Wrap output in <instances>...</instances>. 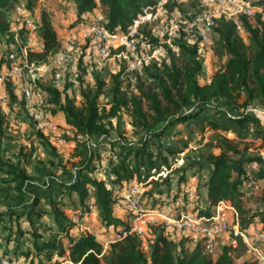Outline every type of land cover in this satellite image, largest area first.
<instances>
[{
  "label": "trees",
  "instance_id": "trees-1",
  "mask_svg": "<svg viewBox=\"0 0 264 264\" xmlns=\"http://www.w3.org/2000/svg\"><path fill=\"white\" fill-rule=\"evenodd\" d=\"M55 1H66L73 11L74 22L70 29L93 18L98 11L99 23L114 36L126 35L132 22L145 11L156 8L161 0ZM48 2L0 0V43L6 48L5 55L0 57V66L6 65L5 57L9 53L20 54L15 40L21 42L29 61L33 62H44L49 54L58 50L57 28L51 22L52 13L45 9L46 5L49 8ZM256 5L264 8V0ZM19 7L30 17L34 34L40 39L38 45H26L27 29L19 19L13 22L10 18L9 12ZM63 14L66 13L63 11ZM147 36L165 57L143 63L132 72L133 81L127 80L124 84L127 75L124 74L125 62H122L120 72L108 75L110 84L102 78L103 70H95L90 73L92 83L84 82L83 76L77 79L74 94L68 93L70 85L64 80L58 88L49 85L43 89L49 96L47 115L63 117L64 126L75 136L109 137L112 120L127 116L131 136L136 140L121 143L116 161H110L107 173H103L104 179L95 175L90 156L83 163H72L71 179H56L49 184L48 187L56 191L54 195H46V203H40L43 195H30V188L36 186L34 178L19 162L9 163L7 184L12 186L15 195L5 193V198L30 197V202L16 205L10 212H0V224L8 232L7 243L16 228L18 236H28L30 249L20 251L15 247L11 253L5 249L0 251V258H6L10 264L18 258L29 259V264L36 259L37 264H41L40 258L44 264L65 260L70 264H236L244 253L246 245L232 227L227 233L235 246L230 243L217 246L214 257L204 254L202 239L189 235L178 237L174 229L165 224L148 225L144 236L130 233L118 239L121 233L129 231L133 214L128 204L121 203L114 193H122L132 185L136 186L134 196L143 207V201L160 199L164 201L162 208L170 207L173 218L188 213L194 217H210L214 207L222 201L235 211L237 219L231 221V226L237 222L241 232L257 217L264 229V160L251 153V146L245 141L248 134L239 137L243 146L225 136H214L205 146L217 148V155L208 151L200 161H185L183 166L174 165L170 157L186 149L189 140L162 143L168 134L180 135L181 131L175 130L177 126L191 124L204 110L217 109L220 101L233 103L242 110L240 116L230 119L239 125L249 123L252 139L263 138L264 129L249 110L253 107L264 110V15L213 18L209 49L218 65L207 83L200 81L204 63L199 54L202 47L199 41L189 43L183 34L171 42L166 41L167 37L161 39L150 32ZM1 88L5 89L10 104L23 106L10 82H3ZM101 98L104 103L100 102ZM1 123L0 119V135ZM208 128L215 130L217 125L209 122ZM35 134L44 138L41 132ZM163 171H167L164 176ZM196 177L195 183L189 182ZM249 182L261 184L260 206L254 211L243 198ZM203 189L205 198L201 200ZM150 209H155V205ZM91 212L104 229L102 234L112 238L106 250L93 234L75 230L71 218L81 220ZM44 216L49 223L40 221ZM23 218L29 225L25 232L19 223Z\"/></svg>",
  "mask_w": 264,
  "mask_h": 264
},
{
  "label": "rangeland",
  "instance_id": "rangeland-1",
  "mask_svg": "<svg viewBox=\"0 0 264 264\" xmlns=\"http://www.w3.org/2000/svg\"><path fill=\"white\" fill-rule=\"evenodd\" d=\"M48 5L50 12L52 13L51 22L55 29L57 28L60 46L56 52L49 54L46 60H44L42 68L44 70L42 73L46 76L47 81L46 84L40 83L36 85L38 91H42L45 87L50 85L51 78L54 73L59 70V66L56 65L55 61L56 58L60 56L65 57V60L68 61L60 67L64 69V82L68 85H70L71 80H77L80 76L84 77V82L92 83L90 73L95 70H103L102 78L107 84H110L108 75L120 72L122 62H125L124 68L126 71L124 74L127 75V78L124 79V84H126L127 80L131 82L133 81L132 72L140 69L143 63H149L152 60L160 61L165 57V54L159 47L155 48L150 37L147 36L148 32H150L152 36H162L161 39L167 37V42H171L173 39L178 38L183 34L185 40L192 43L193 40L190 38L189 31L190 28H192V22L195 17L206 14L216 18L222 11L229 8V5L224 2V0H161L158 2L156 8L150 11H145L144 15L138 18L141 19L143 17V20L136 28V35L134 34L136 38L129 37L126 34L124 36L127 38L121 40V34L115 35L117 38H113L108 43L110 59L97 65L92 57V39L89 37H83L76 31L69 33L74 19L73 11L68 8L69 6L66 1L61 2L49 0ZM47 7L48 6L46 5V8ZM63 11L66 14H63ZM9 15L13 22L17 19H19L20 22L21 15L18 14L15 9L11 10ZM96 16L101 19L100 13L96 11V15L91 19L89 18L88 21H85L84 23L90 22L95 19ZM33 38L35 44L37 42V35L34 34ZM15 43L21 53V42L15 40ZM210 43L209 40L208 43L203 44L199 52L200 57L203 59L204 67L208 71H210L213 65L215 66V64H218L216 57L211 56V50L209 49ZM5 49L4 44L0 43V56L5 55ZM25 74L28 80L30 78V73L25 71ZM12 88L20 101L18 85H12ZM71 91L73 90L70 89V93ZM100 102L104 103L105 100L101 98ZM219 103L217 106H219ZM0 119L2 122V134L0 135V193H2L0 196V212H10V209L14 206L30 202V197L20 198L19 196H14L11 200L5 198V193H8L9 195L13 194L12 186L7 184L9 177L6 174V171L9 163L15 164L19 162L21 167L34 178L36 186L30 188V195H43L40 203H46V195H54L56 191L54 188L50 189L48 187L49 184L54 183L56 179L61 181L71 179V173L73 172V167L71 166L72 163H83L86 158L90 156L93 160L92 165L96 169L95 175L100 179H104L103 173H107L110 161H116V155L121 150V143H131V141L136 140V138L131 136L127 116H123L122 120H112L113 129L110 131L109 137H95L90 139L75 136L69 128L64 126L62 117L59 116L53 120L55 132H44V138H39V136L35 134L36 130L34 129L29 112L23 106L19 107V105L10 104L7 93L5 89L2 88L0 95ZM186 125L187 124L179 125L178 128H175V130L179 129L181 131L179 136L172 137L168 134L166 135V138L162 140V143L165 145L182 138L189 140V145L186 149L178 155L170 157V161L177 166L185 165V161H200L203 154L208 151L214 153L216 150L214 147L205 146L214 138V134L210 128L203 127L201 130L194 131L192 124L188 126ZM249 138L251 139V137ZM249 138H247L246 143L249 145L252 144V147L250 148L251 153H258V147H254V141H250ZM235 142L241 143V146H243L242 143H244L239 140ZM152 150L155 153V147H152ZM172 172H174V170H172ZM166 173L167 171H163L162 175L164 176ZM196 181L197 177L189 179V182L195 183ZM129 191L130 187L128 190L122 191V193L118 192L115 196L122 200L121 203H128L123 196H126ZM65 202H67L66 199ZM163 203L164 201H161L160 199L153 202L143 201L146 212L151 211V206L155 205V209L153 210L158 212V215L163 214L165 208H162ZM188 209L191 210V207ZM188 215L192 216L191 213H188ZM90 216L91 214L87 217ZM133 217L130 219V225H136V233L143 236L148 225L152 223H164V219L160 216H157L158 218L154 217L157 220L153 219L151 221H148L147 218L134 221ZM73 219L75 221L74 223H77L76 219ZM92 219L96 218L93 217V215L89 219L82 218L83 221L87 222ZM40 221L49 223L46 216L42 217ZM19 223L22 231L25 232L29 229V225L25 218L21 219ZM1 226L2 225L0 224V251L6 249L11 253L15 247H18L20 251L30 249L28 236H18L16 228H13V231L10 234L12 239L7 243L5 238L8 236V232L4 231ZM168 227L174 229L175 235L178 237L181 235H187L184 231L179 230L170 224ZM231 227V219H229V228ZM76 229H79V227ZM38 231L43 235H48V233L43 232L40 229H38ZM222 235L217 239L218 247L220 246L219 243ZM110 242L112 241L110 240ZM102 244L104 247L105 242H102ZM107 247L108 246H105L104 249L106 250ZM10 255L9 257H11ZM19 261L23 264L30 263L29 259L25 260L23 258H18L12 264L19 263ZM36 261L37 259L33 264H37ZM40 261L41 264H44L42 258H40ZM239 261L240 260L237 259L236 264H241V261ZM63 262L64 261H60L59 263ZM0 264L10 263L6 258H0Z\"/></svg>",
  "mask_w": 264,
  "mask_h": 264
},
{
  "label": "built area",
  "instance_id": "built-area-1",
  "mask_svg": "<svg viewBox=\"0 0 264 264\" xmlns=\"http://www.w3.org/2000/svg\"><path fill=\"white\" fill-rule=\"evenodd\" d=\"M42 3V0H39ZM261 0H224L229 5L225 11H222L220 15H224L227 18L235 19L237 16L253 17L256 13L264 15V8L256 5ZM44 5L41 4V7ZM16 12H20L21 19L20 24L23 25L28 33L26 38V45H34L33 27L30 17L24 12L21 7L15 9ZM141 19H136L132 22L131 26L127 30V35L132 38H136V28L142 22ZM100 17L96 16L95 19L90 22H81L76 27V32L83 37H89L93 41L92 57L97 65L110 59V51L108 43L117 36L109 35L105 28L99 23ZM213 25V17L203 14L202 16L195 17L192 22V28H190L189 35L193 41H199L201 45L209 42V34ZM236 27L239 30L240 26L236 23ZM16 30V29H15ZM135 34V35H134ZM156 36V35H154ZM156 37L162 38L158 35ZM127 37L122 35V39ZM1 57V56H0ZM67 58V57H66ZM6 65L0 66V95L1 84L5 81L11 83V85H18L20 101L23 103V107L29 112L31 120L33 122L34 129L37 132H55V125L53 120L47 115L46 108L48 107V94L42 90L36 89L37 84H46V76L42 73L44 69V62L29 61L27 51L22 48L20 54L9 53L6 57ZM65 57H57L56 65L59 66L53 77L51 78L50 85L53 87H60L64 80V69L60 68L61 65L67 63ZM25 71L30 73V78L27 80ZM70 89L75 91L77 89V80L73 79L70 82ZM247 141V139H245ZM103 179V178H102ZM258 190L256 183L249 182L248 190L244 193L243 198L247 200L254 195ZM137 193L135 185L130 186V191L126 196H123L127 200V204L130 207L134 216V221L147 218L148 221L157 220V216L164 219L166 226L169 224L184 231L187 235L194 238L202 239L203 252L209 257H214L217 249V239L227 232L229 228V219L231 216H235V211L226 203L220 201L214 207V213L210 217H194L188 214H181L178 218H173L170 215V207L164 208L163 214L158 215V212L154 210L146 212L142 203L134 196ZM118 194V192H115ZM155 217V218H154ZM75 222V221H74ZM155 224V223H152ZM234 234H238L243 243L250 247L253 251H258L259 245L264 241V229L255 232L247 239L242 231L240 232L236 228H232ZM136 233V225H130V229L127 232L121 233L118 239L122 238L126 234ZM138 234V233H137ZM261 262L264 264V252L259 254ZM65 263V262H63ZM59 263V264H63ZM23 264V263H16Z\"/></svg>",
  "mask_w": 264,
  "mask_h": 264
},
{
  "label": "crops",
  "instance_id": "crops-1",
  "mask_svg": "<svg viewBox=\"0 0 264 264\" xmlns=\"http://www.w3.org/2000/svg\"><path fill=\"white\" fill-rule=\"evenodd\" d=\"M16 11V10H15ZM46 11L49 12L50 9L46 8ZM18 14H20V12L17 11ZM71 33L72 31H76V28L69 30ZM121 40L122 39V35H121ZM40 42V39L37 38V42L35 43V45H38ZM211 56L212 52H211ZM218 64H215V66L213 65L212 68L210 69V71H208L207 69H205L204 64H203V73L200 76V81L201 82H208L210 76L212 75V73L216 70ZM75 91H71L70 93V87L68 89V93L69 94H74ZM222 109V111H221ZM226 109V110H225ZM242 110H240L239 108H237L233 103L227 102V101H220L219 106H217V109H208V110H204L203 112H201L198 117L196 119L193 120L192 127L193 130H199V127H205L208 128V124L209 122H215V124L217 125V129L215 130H211L214 134V136L217 135H221V136H225L233 141H237L239 140V137L243 134H248V138L250 137V133H251V125L249 123H244V124H237L234 123V121H232V119L235 116H240L242 114ZM249 113L252 114L254 117H256L262 128L264 129V110L253 107L249 110ZM237 114V115H236ZM55 116V117H51L52 120H54L55 118L59 117ZM62 121H63V117H62ZM64 124V122H63ZM188 125H190V123H186ZM198 127V128H197ZM178 128V126L176 127ZM178 131H180L179 129H176ZM250 139V138H249ZM254 141L253 145L254 147H258V153H256L257 155L261 156L264 160V136L262 139H250V141ZM252 147V144L250 145ZM216 150L214 151L213 154L217 155L219 153V150L217 148H215ZM255 168V167H253ZM192 179V178H191ZM258 186V190L257 192L252 195L250 198H248L246 201L248 202V206L254 211L257 208H259L260 206V186L261 184H257ZM249 186V185H248ZM189 192L192 190L191 187H189ZM191 193V192H190ZM205 198V189L202 190V198L204 200ZM90 209H92V207L90 206ZM91 216L93 215V217H95L96 219H92L87 221H83L76 219L77 223H75V225L77 227H79V229H76L77 227L75 226V230L81 233H91L93 234L97 240H99L100 242H105V246H108L107 243H110V240H112L111 237H107L105 236L103 233L101 224L98 220V218L96 217V215L91 212L90 213ZM89 214V215H90ZM89 215H86L83 217V219H89L90 217H87ZM72 221L74 222V219L71 218ZM231 221H236V217L235 216H231ZM79 221V222H78ZM232 223V222H231ZM234 228L238 229V225L237 222H235V224H233ZM263 227L261 225V223L259 222V219L257 217H255L252 221V223L244 230H242L243 235L249 239V237L251 235H253L255 232H258L260 230H262ZM232 244V246H235V244L231 241H229V235L228 233H224L221 237V241H220V246L223 245H227V244ZM107 244V245H106ZM104 246V247H105ZM264 252V241H262V243L259 245L258 247V251H253L252 249H250V247L245 248L244 253L238 258L241 263L242 262H247L249 264H263L260 260V256L259 254ZM239 261V262H240ZM66 264H70V262L68 260L64 261Z\"/></svg>",
  "mask_w": 264,
  "mask_h": 264
}]
</instances>
